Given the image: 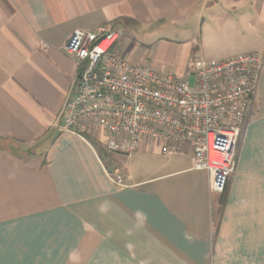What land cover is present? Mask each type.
<instances>
[{"label": "crops", "instance_id": "1", "mask_svg": "<svg viewBox=\"0 0 264 264\" xmlns=\"http://www.w3.org/2000/svg\"><path fill=\"white\" fill-rule=\"evenodd\" d=\"M75 29H115L117 53L181 75L264 58V0H0V137L33 149H0V264H264V69L223 203L190 143L116 154L57 127Z\"/></svg>", "mask_w": 264, "mask_h": 264}, {"label": "built area", "instance_id": "2", "mask_svg": "<svg viewBox=\"0 0 264 264\" xmlns=\"http://www.w3.org/2000/svg\"><path fill=\"white\" fill-rule=\"evenodd\" d=\"M118 36L115 29L71 33L64 50L77 72L57 127L84 140L105 135L106 149L116 154L131 155L146 141L174 154L190 143L193 167L208 170L212 191L222 194L237 169L263 56L247 52L211 61L197 56L181 75L132 63L114 50ZM115 173L121 183L122 171Z\"/></svg>", "mask_w": 264, "mask_h": 264}, {"label": "trees", "instance_id": "3", "mask_svg": "<svg viewBox=\"0 0 264 264\" xmlns=\"http://www.w3.org/2000/svg\"><path fill=\"white\" fill-rule=\"evenodd\" d=\"M0 149H6V150L14 151V152H18V151L27 152L28 155L33 154L32 148L26 147L22 145L19 141L12 139V138H8V137H0ZM226 189H227V186H226ZM226 189L222 193L223 203L225 202V198L227 195Z\"/></svg>", "mask_w": 264, "mask_h": 264}, {"label": "rangeland", "instance_id": "4", "mask_svg": "<svg viewBox=\"0 0 264 264\" xmlns=\"http://www.w3.org/2000/svg\"><path fill=\"white\" fill-rule=\"evenodd\" d=\"M158 34H163V31H159ZM168 34H170V33H168ZM205 59L208 60V61L216 60V59H214V58H208V57H206ZM189 68H190V67H189ZM194 80H195V77H191V81L194 82ZM132 154H133V152H132ZM134 159H135V158H134ZM134 159H133V158L131 159V157H129L128 160H129V161H130V160L133 161ZM139 160H141V159H139ZM135 161H137V160H135ZM136 171H137V170H136ZM138 173L140 174V171H137V174H138Z\"/></svg>", "mask_w": 264, "mask_h": 264}]
</instances>
